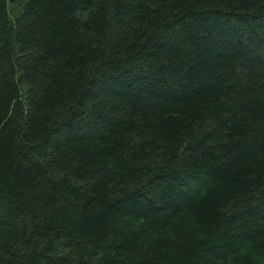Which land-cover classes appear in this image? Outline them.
<instances>
[{"label": "trees", "instance_id": "16d2710c", "mask_svg": "<svg viewBox=\"0 0 264 264\" xmlns=\"http://www.w3.org/2000/svg\"><path fill=\"white\" fill-rule=\"evenodd\" d=\"M9 1L0 264H264V0Z\"/></svg>", "mask_w": 264, "mask_h": 264}, {"label": "rangeland", "instance_id": "374dc122", "mask_svg": "<svg viewBox=\"0 0 264 264\" xmlns=\"http://www.w3.org/2000/svg\"><path fill=\"white\" fill-rule=\"evenodd\" d=\"M26 0H20V1H13V0H10L8 2V9H9V14H10V17L13 19L15 17H17V15L21 12L22 8H23V5L25 3ZM25 88H22V91L24 90Z\"/></svg>", "mask_w": 264, "mask_h": 264}]
</instances>
